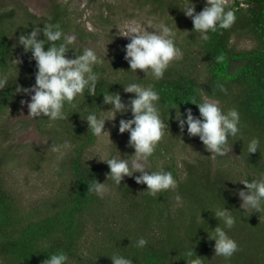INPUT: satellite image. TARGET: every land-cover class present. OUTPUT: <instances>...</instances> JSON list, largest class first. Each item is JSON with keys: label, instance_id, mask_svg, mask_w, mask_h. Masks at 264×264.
I'll list each match as a JSON object with an SVG mask.
<instances>
[{"label": "trees", "instance_id": "trees-1", "mask_svg": "<svg viewBox=\"0 0 264 264\" xmlns=\"http://www.w3.org/2000/svg\"><path fill=\"white\" fill-rule=\"evenodd\" d=\"M137 1L150 5L155 13L169 15V21L184 34L183 54L169 63L158 81L150 72H130L127 61L119 56H99L101 63L93 69L99 74L95 96L85 90L75 98L74 106L66 104L63 120L34 118L51 146L69 142L58 151L64 154L58 171L60 187L40 208L24 210L5 179L4 154L0 153V264H43L57 251L68 256L67 264H112L114 254L132 259L133 264H187L188 247H193L202 264H264V210L243 212L237 192L244 185L231 176L228 166H223L231 164L227 157L231 150L229 154L236 153L243 163L236 175L239 180L251 182L264 173V0H225L236 18L230 27L209 32L206 41L192 31L191 19L180 9L187 0ZM193 3L196 12L205 6V0ZM72 22L68 7L61 3L53 5L47 16L25 12L19 25L15 10L0 5V80L6 81L0 89V114L18 106L17 85L28 88L35 83V61L18 43L19 36L30 34L34 27L58 23L64 36L75 37L70 45L73 49L66 54L73 58L83 53L85 48L80 43L90 33ZM243 38L252 40L254 46L237 49L234 39ZM38 39H44L42 32ZM217 56L223 59L217 60ZM132 82L142 87L151 84L159 93L162 119H168V109L174 104L182 114L191 108L198 115L190 103L193 99L215 100L225 111L235 108L240 114V132L229 137L227 154L215 162L208 154L178 161V148L200 140L189 136L186 126L181 132L174 119L176 110L169 109L168 128L145 168L172 172L176 188L152 197L143 192L147 186L137 184L133 177H125L121 185L106 180L109 168L92 152L99 137L88 130L84 119L88 112L100 115V110L109 106L103 103L108 92L119 93L124 101L134 97V93L124 92V86ZM218 84H223V91ZM253 137L260 139V147L248 154L247 144ZM93 178L105 182L102 195L87 192ZM224 206L236 218L234 227L225 229L238 245L228 259L216 256L215 242L208 239L217 225L224 227L211 211ZM92 226L100 235L97 240H92ZM140 237L148 241L142 249L135 246Z\"/></svg>", "mask_w": 264, "mask_h": 264}, {"label": "clouds", "instance_id": "clouds-1", "mask_svg": "<svg viewBox=\"0 0 264 264\" xmlns=\"http://www.w3.org/2000/svg\"><path fill=\"white\" fill-rule=\"evenodd\" d=\"M183 14L190 18L193 24V32H198L204 41L208 39V33L217 28H228L235 20V12L226 6L225 0H205V6L196 12L193 0H187L183 8ZM131 25L126 34L129 42L124 46V59L129 64L130 72L139 69L147 75L149 72L155 80L163 79L164 72L170 62L181 56L180 49L175 45V31L165 23L158 26V30L148 31ZM44 39H38L40 33ZM75 37L64 36L60 25L44 24L43 28L34 27L30 34H21L18 43L24 51L31 52V59L35 61L37 71L35 72V83L28 88L17 85L16 92L29 96L28 100H21V105H26L28 116L33 118L46 117L49 120L65 119V105L74 106L76 97L87 90L88 95L95 96L96 84L99 74L94 72V66L101 61L92 48H85L80 55L70 58L66 54L73 49ZM59 42V43H57ZM49 45L45 50V45ZM217 60L223 59L217 56ZM6 85L5 80H0V89ZM217 87L224 90L223 84ZM125 93H134L128 101H122L119 93L103 95V103L111 105L108 111L111 118L101 116L97 112H88L85 121L88 130L97 137L104 133L105 121L115 120L116 114L131 112V119H120L118 132L129 133L128 146L134 149L136 159L109 158L100 160L105 162L109 168L106 180L111 179L115 185H121L125 177H133L137 184L146 185L145 191L149 196L156 197L158 193L175 189L177 182L172 172L163 169L148 171L145 163L151 157L157 144L161 141L164 131L168 128L166 121L169 119V109H175V121L181 132L185 126L189 136L196 135L202 142L204 150L218 156L227 154L226 145L229 137H236L240 132V114L235 109L221 110L218 102L209 98H202L197 102L193 99L190 103L198 109V115L193 114L191 108H186L184 113L174 104L168 109V119H162L161 109L158 106L160 95L150 84L142 87L132 82L124 86ZM115 126V125H114ZM109 134V133H108ZM68 141L63 144L52 145V151L58 152L67 147ZM260 147V139L253 137L247 144V152L255 153ZM134 173H140L134 176ZM244 185L238 190L237 195L241 201L240 208L243 212L259 213L264 210V173L259 179L249 182L246 178L239 180ZM106 191L105 182L101 183L95 178L88 185V191L96 195H102ZM180 202L179 195L176 196ZM218 221H222L224 227L217 225L208 239L214 241V253L228 259L238 250V245L225 229H232L236 223L232 211L224 207H217L211 211ZM148 241L140 237L136 241L137 248H144ZM194 254V255H193ZM189 257L187 264H202L199 256L193 252V247L186 249ZM112 264H133L132 259L122 255H113ZM68 256L57 251L43 262V264H67Z\"/></svg>", "mask_w": 264, "mask_h": 264}, {"label": "rangeland", "instance_id": "rangeland-1", "mask_svg": "<svg viewBox=\"0 0 264 264\" xmlns=\"http://www.w3.org/2000/svg\"><path fill=\"white\" fill-rule=\"evenodd\" d=\"M57 3L68 7L72 23L90 33L80 44L84 48H92L98 57L110 58L114 55L124 59L123 49L129 40L122 35L126 34L127 28L131 25L141 30L147 27L146 30L155 31L154 29L158 30L161 23H165L175 31V45L181 54L186 47L183 32L169 21V15L155 13L150 5H144L137 0H0V5L5 10H15L17 25L25 12L28 11L37 17L47 16ZM234 45L237 49L244 50L252 48L254 43L243 38L234 39ZM17 98L16 109L0 114V153L4 154L5 179L8 180L11 189L15 190L22 207L27 211L34 206L40 205V208L51 193L60 187L61 177L58 176V171L64 154L52 151L49 137L38 131L35 119L28 116L26 105H21V100H28L29 96L19 93ZM110 108L111 105L106 106L103 111ZM100 115L111 118L110 113L101 112ZM131 117V112L123 115L117 113L115 120L105 121L103 130L109 134L99 136L97 144L92 149L97 160L115 157L128 159L131 163V160L136 159L132 156L134 149L128 146L129 134L118 132L119 120ZM177 153L178 161L211 155L215 162L219 157L205 151L200 141L191 143L186 148H178ZM229 153L227 157L231 164L225 163L223 166H228L227 170L231 176L239 181L236 175L240 173L243 163L236 153H233L234 155ZM92 229V240H95L100 235L95 232L93 226Z\"/></svg>", "mask_w": 264, "mask_h": 264}]
</instances>
